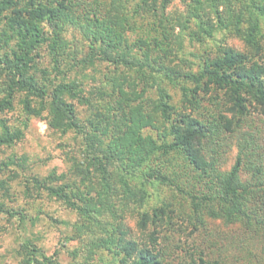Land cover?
I'll return each mask as SVG.
<instances>
[{
    "label": "trees",
    "instance_id": "trees-1",
    "mask_svg": "<svg viewBox=\"0 0 264 264\" xmlns=\"http://www.w3.org/2000/svg\"><path fill=\"white\" fill-rule=\"evenodd\" d=\"M127 1L109 0L105 6L98 0H0V112L12 110L14 98L22 92L24 119L39 117L53 130H74L83 138L84 159L72 164L71 174L78 179L53 170L26 180L25 193L44 191L77 214L74 237L81 239L87 261L106 252L115 264H170V251L160 247L158 239L162 227L174 225V211L168 203L145 209L148 184H168L186 194L192 217L202 224L206 213L226 223H240L254 236L264 234V158L262 151H255L251 134L246 138L241 133L234 163L227 171L218 170L206 155L207 146L227 145V134L240 129L249 106L264 116L260 26L264 0H191L183 16L164 12L168 0H140L129 14ZM148 15L153 17L147 26L151 37L131 40L127 32L142 29L141 21ZM190 22L194 25L190 34L197 40L228 29L245 47L220 44L196 72L184 70L179 65L182 59H177L181 33L174 29H189ZM68 26L86 42L88 50L80 58L63 36ZM42 44L47 45L54 78L34 60ZM102 62L113 64L115 74H104L105 83L97 93L107 100L95 108L88 132L78 122L71 100H85L80 88L74 79L62 78ZM120 65L131 72L116 73ZM160 77L174 84L193 83L192 88L180 85L183 99L194 109L206 100L213 105L211 115L202 118L176 110L166 88L159 85ZM153 84L158 91L155 99L146 94ZM148 128L155 129L157 137L144 132ZM21 135L20 128L12 130L0 119V146L14 143ZM20 163L16 158L0 161V173ZM244 168L252 170L253 180L241 179ZM17 173L9 168L8 177L0 178V198L10 197L7 182ZM1 212L16 217L21 227L36 219L2 200ZM127 215H136L138 237L125 222ZM186 251L178 264H223ZM18 253L20 264H56L31 239L21 242Z\"/></svg>",
    "mask_w": 264,
    "mask_h": 264
},
{
    "label": "rangeland",
    "instance_id": "rangeland-1",
    "mask_svg": "<svg viewBox=\"0 0 264 264\" xmlns=\"http://www.w3.org/2000/svg\"><path fill=\"white\" fill-rule=\"evenodd\" d=\"M98 1L107 6L106 2L109 0ZM139 1L128 0L125 2L129 8L126 13L130 14L136 2ZM157 2L159 3L160 0H157ZM188 2L191 3V0H168L164 12L183 16L189 11ZM152 18L148 15L143 20L139 19L137 23L142 20L143 28L138 29V31H128L127 34L130 39L133 40L137 36L150 38L153 33L147 26L150 25L149 22H152ZM192 23L190 22L191 27L189 29L183 31H180L179 27L174 29V32L179 31L181 33L182 48L177 52V59H182L179 65L184 70L190 69L196 72L203 58L214 53L220 44L225 43L240 50L245 47L244 42L228 29H217L211 36H206L203 40H197L190 34L191 28H194ZM260 26L261 41L264 44V23L262 22ZM63 36L69 41V49L72 48L73 51L77 52L75 53L77 58H80L88 50L80 32L73 27H66ZM9 44L10 47H15L13 41ZM9 48H6V50ZM36 52L38 53L34 60L37 67L47 69L50 78H54L55 74L51 70L47 45H40ZM175 62H178V60H175ZM113 66V64L108 65L106 62H102L95 65V68L87 67L83 71L74 73L71 71L62 78L65 81L74 79L80 88L79 95L83 96L85 100L81 101L77 98L71 100L78 122L83 124L88 132L91 130L88 121L93 117L95 108L103 107L105 100H107L105 97H100L97 90L101 89L100 87L105 83L106 75L104 76V74H115L112 72ZM114 71L116 73L119 71L131 72L127 66L123 65L115 68ZM37 75L42 76L39 71H37ZM160 78L159 85L166 88L167 93L170 95L169 103L176 110L190 111L202 118L211 115L210 110L213 105L206 103V100H202V106L200 105L198 109H194L189 102L183 99L180 85L184 84L192 88L193 83L187 81L174 84L168 82L165 78ZM141 85L142 82H140L139 88ZM156 87V84H153L146 93L152 99L158 97ZM108 88L107 85L106 89ZM103 89L105 88L103 87ZM22 96V92L16 95L12 110L0 112V119H5L10 129L20 128L22 132L21 137L14 143L0 146V161L16 158L21 162L19 166L9 165V168L15 169L18 173L15 177L8 179L10 197H1L0 200L4 201L7 207L20 208L22 211H26L28 215L36 217V219L33 222H26L21 227L16 217L9 218L6 213H0V264H20L21 255L18 250L21 242L26 238L31 239L46 255L52 256L56 264H115L106 252H103L100 257L95 256L92 261L84 259L86 253L81 239L74 237L75 231L72 224L76 221L77 214L72 209L53 197H49L44 191L40 194L34 191L32 195L25 193L26 180L31 176L44 177L53 170L56 174L64 173L66 176L78 179L79 177L71 174L73 171L72 164L73 161H82L85 155L82 151L83 138L81 132L53 130L47 126L45 120L35 116H30L27 120L24 119L26 116L19 102ZM226 115L231 116L230 113H226ZM22 122H26V124L23 125ZM144 132L153 134L156 137L159 134L155 129L149 128ZM241 133H245L246 138L251 134L249 138L257 144L255 151H262L261 158H264V116L251 105L242 119L240 129L232 133L231 136L227 134V145L222 144L217 147V145L212 144L210 147H206L207 158L209 160L214 159V166L218 170L227 171L234 163L238 152L236 144L242 137ZM169 139L170 137H167L166 140ZM157 140L160 142L161 138L158 136ZM251 157L255 158L254 155ZM8 169L0 173V178L8 177ZM254 178L255 175H253L252 170L242 169V180L249 182ZM146 189L149 192V198L144 206L145 209L150 210L154 206L168 203L174 211V225L162 227L158 239L159 246L170 251L168 258L170 264H178L182 257L185 258L187 256L186 250L194 252V255L201 253L207 259L220 260L223 264H264V234L254 236L251 233L249 234L240 223H226L223 219H213L207 216L206 213L203 215L204 221L202 224L192 217L190 200L186 194L178 192L168 184L161 183L148 184ZM125 222L130 227L132 234L138 237L136 215H127Z\"/></svg>",
    "mask_w": 264,
    "mask_h": 264
}]
</instances>
